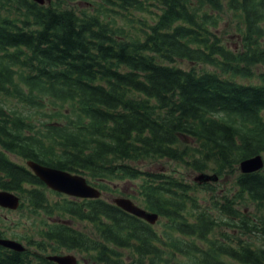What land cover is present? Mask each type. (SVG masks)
I'll return each mask as SVG.
<instances>
[{
  "label": "trees",
  "instance_id": "1",
  "mask_svg": "<svg viewBox=\"0 0 264 264\" xmlns=\"http://www.w3.org/2000/svg\"><path fill=\"white\" fill-rule=\"evenodd\" d=\"M3 1L10 13L0 15V188L29 183L35 208L53 211L45 183L12 152L83 173L104 190L115 178L141 177L145 206L163 217L160 232L104 197H66L58 209L91 221L99 237L64 222L45 234L90 250L97 264H264V220L238 207L241 199L264 203V168L240 171L232 195L203 206L191 193L200 182L124 162L181 158L200 172L213 161L222 173L264 152V0ZM224 7L240 19V49L215 30ZM260 65L258 82L242 80ZM3 98L49 117L36 124ZM222 225L251 230L263 244L226 229L217 236ZM33 255L0 245V264H58Z\"/></svg>",
  "mask_w": 264,
  "mask_h": 264
},
{
  "label": "rangeland",
  "instance_id": "2",
  "mask_svg": "<svg viewBox=\"0 0 264 264\" xmlns=\"http://www.w3.org/2000/svg\"><path fill=\"white\" fill-rule=\"evenodd\" d=\"M5 2L3 0H0V15H6L7 13H10V10H8L7 5L5 6ZM81 5L86 6L85 2H81ZM152 8L156 9V7L152 6ZM136 15L143 14L144 16H147L148 13L144 11H136ZM222 19L219 22V25L217 28H215L216 32L222 37L223 42H225L229 47L234 49H240L242 47V37L240 32L238 31V26H240V19L238 17L237 13H234L233 11L228 10L226 7L221 11ZM119 19L121 21L127 20L126 17L119 16ZM153 20V19H152ZM176 64H180L184 67H188L191 65V63L188 60L178 58L174 61ZM199 66L204 65L203 63H197ZM208 68H212L213 66L207 64ZM263 66L260 65L259 67H254L255 73L252 77H246L242 78V80L249 81V82H258L259 81V72L262 70ZM5 102H7L8 106H14L18 111L23 113H28L32 119L37 124L38 119L42 118H48L49 116H45L43 114H37L35 112H30L31 106L28 107L24 102L17 101L14 99L13 101L9 102V98H3ZM64 107V106H63ZM52 110H49L51 112ZM45 116V117H44ZM63 120L62 115L59 116ZM189 144V143H186ZM184 142H182V145L180 147L181 150L186 147ZM193 143H191L192 145ZM184 147V148H183ZM190 156L192 152L190 151ZM10 157L19 162V163H26L25 159L15 153H10ZM193 155H198L194 153ZM264 157V152L262 153ZM189 158V157H186ZM190 159V158H189ZM188 160L183 159H177V158H171V157H161V158H146V159H137V160H124V162L130 164L139 166L142 169H151L154 171H160L165 172L168 174H173L178 177H183L185 180L194 182L195 177L199 175V172L193 169L188 163ZM208 165L210 167L206 168L204 171H207L209 173L217 172L219 174V180L217 181L214 188H210L208 184L197 182L194 183L195 187L192 188L191 193L195 196H197V199L199 200V203L203 206L205 205H212L213 198H216L218 200H223V196L225 194L232 195V193L237 189V187L234 184V178L235 176L241 171L240 169V163L232 166H227L222 173L219 172V170L216 168V162L208 161ZM90 178V177H89ZM142 182L141 177L136 178H115L113 181L110 182L111 188L103 192V196L108 200H113L115 196H129L131 197L136 203H138L141 206H145L144 204V198L140 191V184ZM216 182V181H214ZM29 183H26L24 186V189L22 191H18V193L23 198V205L20 208H6L3 206H0V226L1 227H7L11 228L8 230V234L11 236H15L12 233V230H14L16 237H20L21 240L25 245H27L30 249L41 252L42 255L45 254H54L56 253L57 249H60L59 252L63 253H73L77 256V258L80 261V264H97L93 263L91 259V251L87 250H78V249H67L62 248L58 245V243H53L51 240L46 239L45 237V231L49 228L54 222H67L72 228L79 230L81 232H84L87 236H90L92 238H98V229L95 224H93L91 221L87 219H81L73 217L60 209H58L57 205L63 203V199L66 197H70L71 195L65 194V193H57L56 190L46 187L45 192L47 194V201L48 206L50 207L53 205V211H48L45 207H37L33 205L31 201L30 194L26 191L27 186H29ZM43 188V187H42ZM214 196V197H213ZM238 207L244 211L248 212L251 217L258 218L255 221L264 220V203L263 204H257L253 202L252 200L248 199H241L240 202H238ZM212 213H216L217 209L212 208ZM160 218H163L160 216ZM155 225L157 227V230L161 232V230H164V227L160 225L159 222H155ZM250 222V226H251ZM10 226V227H9ZM224 229H226L227 232L233 234V237L235 239V233L240 235L241 237L252 240L255 242V244H261L263 242V238L252 234L251 230L248 232L246 229L242 228V230L246 231L243 233L241 230H239L238 227H235L234 225H222L221 227H216L215 231L217 236H221L224 233ZM165 238V235H164ZM43 240L44 245L38 244V241ZM204 242V241H202ZM263 244V243H262ZM42 247V248H40ZM165 249V245H164ZM132 250L131 249H124L122 251L123 257L126 261L131 260ZM35 260V258H33ZM168 264H171L168 263Z\"/></svg>",
  "mask_w": 264,
  "mask_h": 264
},
{
  "label": "water",
  "instance_id": "3",
  "mask_svg": "<svg viewBox=\"0 0 264 264\" xmlns=\"http://www.w3.org/2000/svg\"><path fill=\"white\" fill-rule=\"evenodd\" d=\"M44 2L45 0H38ZM27 163L33 169V171L49 185L50 187L63 191L72 195L82 196V197H97L100 196L101 190L95 185L91 184L87 177L83 174L72 172L67 169L56 167L53 165H48L41 163L34 159H28ZM264 165V159L262 154L258 153L253 156L246 157L241 160L240 166L242 171L250 172L260 169ZM201 181L217 179L218 175L216 173L200 172L199 175L195 177ZM115 201L124 207L125 209L140 215L151 222H155L159 217V214L155 211H150L140 205H138L134 200L125 196L115 197ZM0 204L7 205L10 207H17L19 204V197L6 189L0 190ZM0 243L21 249L24 246L10 238H0ZM51 258L58 260L63 264H75L76 259L72 255H52Z\"/></svg>",
  "mask_w": 264,
  "mask_h": 264
},
{
  "label": "flooded vegetation",
  "instance_id": "4",
  "mask_svg": "<svg viewBox=\"0 0 264 264\" xmlns=\"http://www.w3.org/2000/svg\"><path fill=\"white\" fill-rule=\"evenodd\" d=\"M9 227H10V226H9ZM9 229H11V228L1 227V226H0V236H1V237H10V238H14V239H16V240H19V241L23 242L19 236L16 237L17 235L15 234L14 230H12V233H13L15 236H11V235H9V234H8V230H9ZM45 236H46V237H45L46 239L51 240L53 243H54V242H55V243H58V245H59L60 247L70 249L68 246H65V245H62L61 243H59L56 239L49 238L48 235H45ZM38 244H42V245H44L45 243H44L43 240H40V241H38ZM30 250L34 252V254L36 255V259L39 261V259H40V258H39V255H42V253H41V252H36V251H34V250H32V249H30ZM59 250H60V249H57V250H56V251H57L56 254H65V252L61 253V252H59ZM46 255H48V254H45L44 256H46Z\"/></svg>",
  "mask_w": 264,
  "mask_h": 264
}]
</instances>
